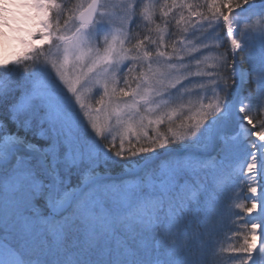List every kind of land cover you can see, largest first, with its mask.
I'll use <instances>...</instances> for the list:
<instances>
[{"label":"snow or ice","instance_id":"obj_1","mask_svg":"<svg viewBox=\"0 0 264 264\" xmlns=\"http://www.w3.org/2000/svg\"><path fill=\"white\" fill-rule=\"evenodd\" d=\"M262 238L264 0H0V264H264Z\"/></svg>","mask_w":264,"mask_h":264},{"label":"rangeland","instance_id":"obj_2","mask_svg":"<svg viewBox=\"0 0 264 264\" xmlns=\"http://www.w3.org/2000/svg\"><path fill=\"white\" fill-rule=\"evenodd\" d=\"M161 2V3H160ZM139 3L142 5L143 3H155L157 5H162L165 3V0H139ZM179 10H174L172 14H178ZM245 193L241 192L240 196L243 197ZM244 202V201H241ZM236 211H240L239 208ZM239 229V234H232L229 233L227 238L223 240L224 252L223 255L225 258L235 255L236 253L229 251L230 247H238L239 244L243 243V234L245 233L246 229L243 227V221L237 218L236 224L234 225ZM264 239V238H262Z\"/></svg>","mask_w":264,"mask_h":264},{"label":"trees","instance_id":"obj_3","mask_svg":"<svg viewBox=\"0 0 264 264\" xmlns=\"http://www.w3.org/2000/svg\"><path fill=\"white\" fill-rule=\"evenodd\" d=\"M172 17H177L178 18V14H172L171 13L169 19H172ZM157 19L159 20V17H157ZM173 25H174V21H173ZM241 58H242V60H244L245 62H247V59H248L247 53L242 54V57Z\"/></svg>","mask_w":264,"mask_h":264}]
</instances>
